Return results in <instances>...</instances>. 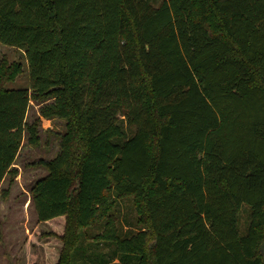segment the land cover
<instances>
[{
  "label": "trees",
  "instance_id": "obj_1",
  "mask_svg": "<svg viewBox=\"0 0 264 264\" xmlns=\"http://www.w3.org/2000/svg\"><path fill=\"white\" fill-rule=\"evenodd\" d=\"M0 42L31 80L0 83V187L38 141L35 99L67 119L39 220L65 219L64 240L112 194L143 202L124 233L106 210L112 256L77 239L54 264H264V0H0Z\"/></svg>",
  "mask_w": 264,
  "mask_h": 264
},
{
  "label": "rangeland",
  "instance_id": "obj_2",
  "mask_svg": "<svg viewBox=\"0 0 264 264\" xmlns=\"http://www.w3.org/2000/svg\"><path fill=\"white\" fill-rule=\"evenodd\" d=\"M162 0H154L159 5ZM0 83L7 89L29 88L30 68L23 49L0 42ZM43 104L32 99L26 122L36 125L38 141L30 143L29 134H24L23 144L14 166L17 176L7 175L0 187V264H54L60 252L68 250L81 240L92 244L100 257L113 254L114 243L98 242L96 237L103 222L114 214L121 232L137 229L135 222L141 211L142 198L110 195L106 207H101L97 216L88 224L76 229L71 226L64 240L62 235L65 219L41 221L35 210L31 189L36 181L49 173L43 161L53 159L60 150V142L67 131V119L45 117L41 114ZM131 134L132 131L129 130ZM2 190H6L4 194ZM108 210V214L107 211ZM249 207L243 204L241 233H247ZM79 236V238H78ZM96 244L98 246L96 247ZM118 258H113L114 264ZM75 264H83L77 261Z\"/></svg>",
  "mask_w": 264,
  "mask_h": 264
}]
</instances>
